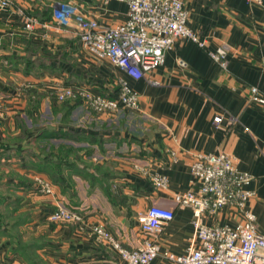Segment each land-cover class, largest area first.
<instances>
[{"label": "crops", "instance_id": "crops-1", "mask_svg": "<svg viewBox=\"0 0 264 264\" xmlns=\"http://www.w3.org/2000/svg\"><path fill=\"white\" fill-rule=\"evenodd\" d=\"M71 1L77 4L80 13L111 25L122 23L127 17L123 2ZM19 2L40 21L53 23L56 0ZM184 3L189 11L188 26L206 40V46L211 50L222 45L229 48L227 68L214 62L196 43L179 39L166 52L164 64L154 71L153 76L161 84L154 86L145 78L139 81L127 78L107 61L94 60L80 45L70 50L75 45L72 37L58 28L40 26L30 39L33 46L40 47L42 60L49 58L51 69L41 75L49 81L50 95L58 83H79L114 97L119 90L117 80L125 77L139 93L140 107L123 109L119 115L94 111L97 118H93L92 124H86L91 120L86 106L74 107L69 103L70 106L60 107L66 110L56 117L59 121L54 117L49 120V129L82 132L85 138L77 141L61 138L63 135L39 136L47 128L37 125L30 130L24 141L30 149L21 147L18 155L10 153L8 160L3 161L9 168L6 170L19 179L32 180L34 174L49 178L60 196H39L30 184H19L16 190L28 203L7 202L0 208L15 216L7 218L11 223L5 221L0 226V264H121L114 249L91 232L81 230L77 223L48 219L60 197L71 207L87 208L89 221L104 224L125 245H139L143 239L137 221L140 211L155 203L173 208L175 217L160 233L159 240L162 252L183 254L194 237V212L190 207L175 204L173 198L191 188V164L194 156L202 153L226 152L236 159L240 171L253 176L251 188L256 197L248 208L256 214L257 229L264 235V104L251 99L252 86L264 94V2L258 5L246 0H184ZM49 7L51 19L45 20L49 15L45 9ZM24 32L15 16L0 14L2 36ZM58 47L62 49L58 52L60 56L54 52ZM22 58L32 63V59ZM179 61H185L187 66H181ZM33 63L38 64L35 59ZM51 104L56 105L54 101ZM217 116L223 118L218 125L214 123ZM79 120L85 125H79ZM66 121L71 126H66ZM17 124L13 122L11 127L14 137L21 131ZM4 130L0 127L1 133ZM44 144H49V149L56 146L52 150L55 154L53 160L49 158L40 165L36 150ZM59 144L78 150L76 167L58 169ZM18 145L23 144L10 146ZM155 173L167 177L166 189L155 186L151 179ZM51 176L60 179L55 182ZM37 202L43 203L38 212ZM27 210L34 212L33 219L19 218ZM202 220L205 224H235L240 218L226 209ZM8 225L11 228H6ZM150 264L177 263L161 254Z\"/></svg>", "mask_w": 264, "mask_h": 264}, {"label": "built area", "instance_id": "built-area-1", "mask_svg": "<svg viewBox=\"0 0 264 264\" xmlns=\"http://www.w3.org/2000/svg\"><path fill=\"white\" fill-rule=\"evenodd\" d=\"M112 0H104L108 4ZM127 6L125 21L117 24L100 22L79 12L73 3L54 6L52 21L46 23L26 12L19 0H0V14H14L25 31L33 32L40 26L54 27L68 35L79 38L80 47L99 61H107L134 81L147 79L151 85L160 86L153 73L160 68L166 52L179 39L190 40L205 49L209 57L222 68H227L229 48L226 45L214 50L188 26L189 11L184 0H115ZM261 5L264 0H246ZM183 67L185 61H179ZM127 78L117 80L116 96H108L79 83L57 84L53 88L59 102L79 99L98 114L136 110L140 107V95ZM6 95L1 91L0 98ZM252 101L264 104V94L257 86L251 87ZM222 116L214 119L216 125ZM172 155H176L175 152ZM193 178L191 188L175 194V204L193 209L195 229L191 245L181 255L162 252L159 236L165 226L175 217L173 208L151 205L137 214L139 230L143 239L139 245H125L120 236L104 224L89 221L90 211L85 207H71L60 198L49 215L53 222L77 223L81 230L94 234L99 241L116 251L121 264H150L159 255L177 264H264V235L256 225V214L248 204L256 197L251 188L253 176L240 171L236 159L226 152L196 154L191 164ZM39 179V178H37ZM160 189L168 187V179L159 173L151 177ZM41 194L56 198L54 185L40 180ZM238 215L235 224H205L204 216H214L224 210Z\"/></svg>", "mask_w": 264, "mask_h": 264}, {"label": "rangeland", "instance_id": "rangeland-1", "mask_svg": "<svg viewBox=\"0 0 264 264\" xmlns=\"http://www.w3.org/2000/svg\"><path fill=\"white\" fill-rule=\"evenodd\" d=\"M56 1L57 2L55 3V5L72 3L71 0ZM73 4L77 6L76 3ZM36 9L37 8L35 7L34 10ZM10 15L15 16L14 14ZM47 16L49 15L47 14ZM15 18L18 21L20 19L17 16H15ZM46 19L49 20L48 17ZM37 31L38 29L33 32L25 31L24 33L16 35L7 34L5 36H2L0 34V93L2 91L6 95L4 98H0V127L6 128V130H4L2 133L0 132V208H2L3 205H5V203L7 202H9V204L28 203V199L23 198V194L18 193L16 190V188H19V184L22 183L24 186L30 184V187L36 188L35 191H37L40 196L43 195L38 190V188L40 187V180L46 181L48 183L50 181L48 180L49 178H40V174H34L36 177L33 176L32 180L28 178H14L12 172L10 170H6L9 168H7L6 164L3 161L8 160V158L10 157V153L11 156L18 155V152H21V149L15 148L14 146L10 145H14L16 143L23 144L18 146L26 147L27 150H29L30 147L28 146V143L24 142L26 137L25 133L27 132V130H33L36 125L40 128H49V120L54 117L55 120L59 121V119H56V117H58V115L63 114V111L66 110L60 107L70 106V104H73L74 107L86 106L79 99H75L74 101L59 102L56 97H54V94H49V81H47L48 79L46 78V76L41 75L43 72H49L50 70L49 63L47 62L49 61V58L44 57L46 58V61L42 60L40 47L33 46L32 43H30V39L35 37L34 34H36ZM70 36L72 37L70 38V40L74 41L75 45L69 48L70 50L76 49L77 46L80 45L79 38L75 37L74 35ZM58 48V50L54 51L57 54L56 56H60L59 53L62 52V49L60 47ZM79 48L81 49L80 46ZM63 49L65 50L66 48ZM83 51L88 53L85 50ZM64 55L66 56L67 54L65 53ZM88 55L93 58L89 53ZM15 56H24L25 58H30L32 60L35 59L38 64L34 65L33 61L32 63L28 61H22L23 58L15 59ZM93 59L96 60L95 58ZM53 101L56 103L55 106H52L51 104ZM86 108L88 109L86 112L90 113V115L88 114V116H91V120L89 121V123L86 124H92V122L94 121L93 118H97V116L93 114L94 111L92 112V110L90 111L88 107ZM120 113L121 112H118L116 113V115H119ZM13 122L18 123L17 125L21 129L19 136L16 135V137H14L11 132ZM78 123L79 125H85L84 121L79 120ZM66 126H71V124H69V121H66ZM101 127L102 125H100L99 128ZM14 138H16L15 142L13 140ZM5 143L6 146L8 145L9 147L5 148ZM36 151L38 153L37 156L41 159L39 163L40 165L45 160L49 159V144H44V146L42 145L38 147ZM57 152H59V150ZM6 153H8V155L4 157ZM47 164H49V162ZM41 169L42 168L38 170ZM50 179L59 180L60 178H58V176H51ZM57 194H59L57 196H60V192H58ZM100 200L101 199H98L99 202ZM42 202H37V212L43 207L41 206V204H43ZM44 204L46 205L47 203L45 202ZM33 214V211L27 210L23 212L19 216V218L23 220H32ZM12 215L14 216V214L10 213L7 210H0V226L2 222L5 221L11 223V219L7 220V218L12 217ZM6 228H11V225L6 226Z\"/></svg>", "mask_w": 264, "mask_h": 264}, {"label": "trees", "instance_id": "trees-1", "mask_svg": "<svg viewBox=\"0 0 264 264\" xmlns=\"http://www.w3.org/2000/svg\"><path fill=\"white\" fill-rule=\"evenodd\" d=\"M48 11H49V16H47V17L50 20L51 19L50 18L51 17V13H52V10H51L50 7H49V9H45V12L48 13ZM22 57H24V56H21V57L15 56V59L16 58L17 59H20ZM29 132L30 131L27 130V132L25 133V135H27ZM62 135L64 137H61ZM39 136H44V137H48V138L50 136L58 137V138H60V137L61 138H70V139H73L75 141L80 140L82 138H85V135H83L82 132L79 133V131H74V130H71V129H67V130H63V131L57 132L56 130L49 129V128L41 131L40 134H39ZM7 147H9V146H7ZM55 147L56 146L51 147V149L49 151V158H50V160L51 159L53 160V158H54V154L55 153H52V150L55 149ZM16 148H20L21 149V147H19V146H17ZM57 150H59V152H58L59 154L56 156V166L58 167L59 170H62V168L65 167V166L68 167V168L69 167H76L77 166L76 165L77 164L76 159L78 157V155H77L78 150L75 147H73L72 145H67V144H63V145L59 144V146L57 147ZM44 162H47V160H45ZM57 167L55 168V164H54L53 168L57 169ZM54 181L57 182L56 180H54Z\"/></svg>", "mask_w": 264, "mask_h": 264}]
</instances>
